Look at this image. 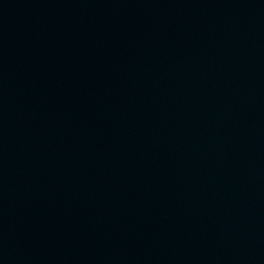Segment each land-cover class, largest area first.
Returning a JSON list of instances; mask_svg holds the SVG:
<instances>
[{
  "label": "water",
  "instance_id": "water-1",
  "mask_svg": "<svg viewBox=\"0 0 264 264\" xmlns=\"http://www.w3.org/2000/svg\"><path fill=\"white\" fill-rule=\"evenodd\" d=\"M0 264H264V0H0Z\"/></svg>",
  "mask_w": 264,
  "mask_h": 264
}]
</instances>
